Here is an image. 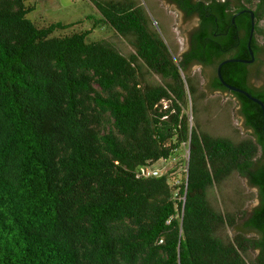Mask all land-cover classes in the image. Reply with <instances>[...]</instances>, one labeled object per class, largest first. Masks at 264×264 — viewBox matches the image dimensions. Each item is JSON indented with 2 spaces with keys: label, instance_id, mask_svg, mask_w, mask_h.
Wrapping results in <instances>:
<instances>
[{
  "label": "trees",
  "instance_id": "16d2710c",
  "mask_svg": "<svg viewBox=\"0 0 264 264\" xmlns=\"http://www.w3.org/2000/svg\"><path fill=\"white\" fill-rule=\"evenodd\" d=\"M91 1L101 22L131 38L129 56L106 39L90 41L93 29L57 34L75 23L40 26L28 17L34 7L26 0H0V264H264L261 106L231 91L254 138L235 142L200 131L186 111L187 66L175 61L145 7L134 0ZM178 1L201 16L190 57L214 67L213 90H229L217 68L225 59L250 57L252 21L240 13L246 6ZM254 8L257 51L264 0ZM216 18L221 30L230 28L220 44L210 41ZM144 67L169 81H148ZM250 70L255 66L229 62L222 74L264 101V88L248 83ZM188 142V173L175 167L137 175L180 156ZM234 171L258 187L260 203L243 214L237 234L224 238L220 231L235 218L215 209L208 193ZM256 248L250 263L243 253Z\"/></svg>",
  "mask_w": 264,
  "mask_h": 264
},
{
  "label": "rangeland",
  "instance_id": "374dc122",
  "mask_svg": "<svg viewBox=\"0 0 264 264\" xmlns=\"http://www.w3.org/2000/svg\"><path fill=\"white\" fill-rule=\"evenodd\" d=\"M138 5L145 7L152 17L155 27L165 38L167 44L179 60L183 52V40L187 38L189 25L185 22L184 16L169 0H134ZM254 0L253 2H256ZM26 4L33 6L28 17L37 25L45 26L53 22L75 23L69 30H60L57 34L70 33L93 29L89 40L106 39L113 42L122 53L129 56L135 51L131 38L124 37L116 32L109 24L101 22L102 14L91 0H26ZM254 8L255 5L253 4ZM234 8V7H233ZM98 23L96 26L95 24ZM263 32L258 35L260 43L264 47V21L260 22ZM264 57V52L262 54ZM145 78L154 83L165 84L169 79L157 73H150L147 68ZM214 67H203L193 63L190 67L182 70L187 90L186 111L191 117V123L195 124L200 131L210 133L214 136L228 137L235 142L248 138H254L252 129L246 127L244 115L241 112L239 98L230 90H216L211 88L213 79L203 77H214ZM257 75V73H256ZM255 75V76H256ZM264 82V67L259 76L254 77L252 83L261 84ZM193 84L196 92L190 94L189 84ZM180 156L169 159L167 162L158 161L155 166L168 169L178 167V173L185 167V147L182 148ZM261 152L255 157L259 160ZM208 198L213 207L223 214H231L235 218L233 226H226L220 231L224 238L232 237L240 230V223L243 214L251 211L260 202L258 187L253 186L247 177L234 171L221 183L210 188ZM255 237V233H249ZM259 250H248L243 256L250 262L256 259Z\"/></svg>",
  "mask_w": 264,
  "mask_h": 264
},
{
  "label": "flooded vegetation",
  "instance_id": "af4514ba",
  "mask_svg": "<svg viewBox=\"0 0 264 264\" xmlns=\"http://www.w3.org/2000/svg\"><path fill=\"white\" fill-rule=\"evenodd\" d=\"M176 8L179 12H181L184 16V20L186 23H188L189 25V31H188V36L186 39L183 40V47L184 50L183 52L180 54L179 56V60L176 58V56L174 55L173 51L171 50V48L169 47L171 53L174 56V59L176 62H182L184 63L187 67H190L193 63L199 64L203 67H207V65L199 58L193 59L190 57V54H193V52H195L198 49V44L195 40V34L197 32L200 31L201 29V16L198 12H193V13H189L186 11V9H184L181 5V3L178 0H169ZM193 3H197V2H202V0H191ZM225 1V0H222ZM260 2V0H257L256 2H244V1H239V0H231V4L233 5V7L235 8V10L238 8L236 6L238 5H245L246 7L243 8L242 10H252L255 13V21H256V8H253L252 5L254 4L255 6H257V4ZM246 14H249L251 17V14L249 12H243ZM238 14V13H237ZM236 17L237 15H234L233 19H232V23H236ZM152 19V17H151ZM264 21V19H262ZM153 21V19H152ZM252 21V18H251ZM154 23V21H153ZM215 23L217 26H219L217 29H213L211 28L210 31L212 32L214 38L211 39L210 41L215 42L216 44H220V41L223 37H225L228 33H229V27L226 31H224V29L221 30L220 26L223 25V21H220L219 18L215 19ZM155 24V23H154ZM158 30V28H157ZM159 31V30H158ZM235 34H236V39L238 40H242V36L244 35V30L238 26V24H236L235 27ZM165 39V38H164ZM166 42V40H165ZM167 43V42H166ZM258 43V42H257ZM260 46V49L255 51L252 47V50L254 51V59L250 54V57H242L243 59H246L250 62H244L247 65H254L255 66V70H250L248 73V83L250 85V87H256V88H264V82L261 84H255L252 83V80L254 77H257L258 74L261 73L263 67H264V57H262V54L264 52V47L263 45L259 42L258 43ZM169 46V45H168ZM235 48H231V49H223L222 51L224 52L223 55H229L230 53H234L235 52ZM252 59V61H251ZM257 73V75H256ZM256 75V76H255ZM203 79H216V75L212 78H208V77H203ZM245 89V88H244ZM216 90H221V89H214V91ZM247 90V89H246ZM260 203V202H259ZM255 207H253L251 210L253 212V209ZM249 233H256V235H258L257 232L255 231H248V230H244V234L247 237L252 238V236L249 235ZM252 250H259L260 253V248H256V249H252Z\"/></svg>",
  "mask_w": 264,
  "mask_h": 264
},
{
  "label": "water",
  "instance_id": "95a60500",
  "mask_svg": "<svg viewBox=\"0 0 264 264\" xmlns=\"http://www.w3.org/2000/svg\"><path fill=\"white\" fill-rule=\"evenodd\" d=\"M243 12H249L251 14V18H252V26H251L250 36H249L248 48L250 50L251 56L254 59V51L252 50V40L254 37L255 27H256L255 13L252 10H242L240 13H243ZM251 61H252V59H251ZM229 62H250V61L243 59V58L225 59L224 61H222L218 65L217 75H218V78L220 79L221 83L225 87H227L230 91L241 93V94L245 95L246 97H248L249 99L253 100L254 102L258 103L261 106L262 111H263V136H264V101L261 100L260 98L256 97V96H254L253 94H251L248 90L241 88V87L234 86V85L226 82V80L224 79L223 74H222V67L224 64L229 63Z\"/></svg>",
  "mask_w": 264,
  "mask_h": 264
},
{
  "label": "built area",
  "instance_id": "2783aa9c",
  "mask_svg": "<svg viewBox=\"0 0 264 264\" xmlns=\"http://www.w3.org/2000/svg\"><path fill=\"white\" fill-rule=\"evenodd\" d=\"M184 147L186 149V153L184 156H185V159L187 160V164L185 165V167L182 170L188 173V161L190 158V142L184 143ZM174 159L177 160L176 158H174ZM160 161L167 162L168 159H160ZM167 171H169L167 166L164 165L162 168H159V167L155 166V163H152V164H149V165L142 167L141 170L137 172V175L139 177H141V176L150 177L152 175L157 176V175L164 174ZM176 183L177 184L181 183V180L176 179ZM183 200H185V197H183ZM167 222L169 223L170 220H168Z\"/></svg>",
  "mask_w": 264,
  "mask_h": 264
},
{
  "label": "clouds",
  "instance_id": "9594fccd",
  "mask_svg": "<svg viewBox=\"0 0 264 264\" xmlns=\"http://www.w3.org/2000/svg\"><path fill=\"white\" fill-rule=\"evenodd\" d=\"M190 120H191V117H190Z\"/></svg>",
  "mask_w": 264,
  "mask_h": 264
}]
</instances>
